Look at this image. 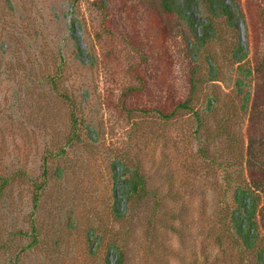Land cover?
<instances>
[{"label":"rangeland","instance_id":"obj_1","mask_svg":"<svg viewBox=\"0 0 264 264\" xmlns=\"http://www.w3.org/2000/svg\"><path fill=\"white\" fill-rule=\"evenodd\" d=\"M226 3L237 27L221 16L195 47L159 0H0V264H114L119 249L124 264H253L215 238L238 183L264 172V0ZM186 13L200 35L206 2ZM192 90L204 125L155 111ZM136 167L152 190L127 210ZM257 223L264 237V192Z\"/></svg>","mask_w":264,"mask_h":264},{"label":"trees","instance_id":"obj_2","mask_svg":"<svg viewBox=\"0 0 264 264\" xmlns=\"http://www.w3.org/2000/svg\"><path fill=\"white\" fill-rule=\"evenodd\" d=\"M161 9L170 16H174L176 19L184 21L194 30L195 39L194 46L204 45L207 42L212 41V39L217 35V30L215 27L216 19L224 16L229 20L231 26L237 27L236 22H234V12L230 5L226 3V0H204L207 4L208 10L211 12V16L208 17L207 23L203 24V30L200 35L196 34V29L194 27L195 20L191 15L186 13V10H190L192 6L198 3V0H159ZM233 52L238 55L242 52L241 48L237 46L233 47ZM246 54L243 53L239 57V62L243 61ZM244 66V65H241ZM52 88L55 92L62 95V97H67L73 107L74 99L72 100L65 92H61L57 88V83L55 78L51 80ZM241 83V81L239 82ZM241 87V86H240ZM195 88V85H194ZM237 94L240 95L243 102V108H247L250 90H236ZM197 90H192L190 96L176 104L175 108L168 112L167 109L160 107L155 109L160 117L165 120L172 119L180 110H193V104L196 102ZM218 93L212 94L206 99V110L214 113L217 106L215 103L219 102ZM214 101V103L212 102ZM144 111L149 112L150 110L144 109ZM194 111V110H193ZM195 119L198 125H204V117L199 113V111H194ZM216 115H213L214 117ZM73 122L77 125V115L73 112ZM220 130L218 133L223 135L227 141L229 148H233L237 143L235 131L228 125H220L218 127ZM198 152L205 158L208 157L209 149L208 147H200ZM128 170L130 168L126 166ZM128 181L130 184L129 189L126 193V206L127 210L137 207L139 202L148 197L151 192V187L149 185L147 177L141 172L139 168L133 169V171L127 172ZM244 184V183H243ZM238 183L237 187L234 189V205L235 209L230 211L228 205L223 207L221 216L219 220L220 232L215 238L218 246L223 250L224 253L230 255L231 247H238L239 249V260L244 263L247 256L253 254V264H264V237L261 235L259 225L257 223V216L259 212V199H261V193L264 192V172H261L257 177L251 175V181L243 185ZM40 187V186H38ZM5 191V182L0 183V197ZM38 197L36 196V200ZM249 199L247 202L246 200ZM34 230L37 231L34 225ZM36 239V238H35ZM125 262V252L119 249V254L114 262V264H124Z\"/></svg>","mask_w":264,"mask_h":264}]
</instances>
